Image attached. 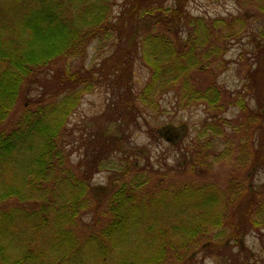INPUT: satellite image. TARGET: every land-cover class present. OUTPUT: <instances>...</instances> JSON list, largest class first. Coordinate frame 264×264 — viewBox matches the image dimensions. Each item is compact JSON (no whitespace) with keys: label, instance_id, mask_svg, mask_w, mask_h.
<instances>
[{"label":"trees","instance_id":"obj_1","mask_svg":"<svg viewBox=\"0 0 264 264\" xmlns=\"http://www.w3.org/2000/svg\"><path fill=\"white\" fill-rule=\"evenodd\" d=\"M233 1L236 14L207 18L192 15L189 0H0V124L26 100L13 127L0 131V264H180L182 249L238 244L244 231L264 228V191L250 183L264 168V141L255 146L264 127V85L254 96L258 113L244 117L255 132L244 134L245 143L238 139L237 153L228 133L211 124L230 104L247 109L248 99L230 102L215 80L227 68L231 44L246 39L252 61L264 53L256 39L264 38V0ZM91 44L92 66L73 69ZM263 57L249 65L253 86ZM58 60L66 62L62 69L55 67ZM136 62L148 71L137 93L131 87ZM108 82L151 110L166 93L174 94L179 109L204 106L210 123L203 130L211 132L196 136L198 161L204 165L208 148L224 141L214 161L231 154L245 168L246 182H231L236 190L228 195L213 183H176L159 170L147 174L121 152L119 162L110 159L112 143L103 134L71 162L67 120L85 94ZM189 162L195 168L197 161ZM102 171L123 180L111 190L92 185ZM240 205L243 226L233 222Z\"/></svg>","mask_w":264,"mask_h":264},{"label":"rangeland","instance_id":"obj_2","mask_svg":"<svg viewBox=\"0 0 264 264\" xmlns=\"http://www.w3.org/2000/svg\"><path fill=\"white\" fill-rule=\"evenodd\" d=\"M120 1L122 0H118V2ZM237 9L238 6L233 0H189L188 3V10L192 15L207 18L236 14ZM255 25L252 26L254 32L257 31ZM256 39L259 40L261 47L264 46L263 37ZM248 46L246 39L241 42H233L226 53V60L229 61L227 68L220 74L218 73L215 78L217 85L221 86L230 96V102L233 103L235 98L241 96L248 99L245 112L230 104L223 115V119L211 121V124L218 126L219 132L223 130V132L228 133L230 136L229 142L232 144L231 150H234L233 154L237 153L240 141L245 143L246 137L244 134L255 132L254 126L248 124L249 122L244 117L246 114H250L249 110L258 113L260 108H258L254 96L257 94L256 88L260 90V87L264 85V65L258 77L259 80L254 83L255 86L247 78L249 77L248 71L253 70L254 72L255 70L253 67L256 63L253 62H259L264 54L260 53V59L255 58L252 61L249 53L246 52L250 50ZM95 55V44H91L86 50L85 57L82 60L73 62V69L91 67ZM65 63L63 60H58L55 67L62 69ZM253 64L254 66L249 67ZM51 76L53 75H49L47 80L50 79L49 84L53 85L54 82ZM147 78L148 71L136 62L133 67L132 91L137 93L144 86ZM114 80H116V77ZM108 84V86L103 83L98 84L90 93L85 94L75 112L67 120L65 130L67 137L64 143L66 144V152L70 154L71 162H78L79 159L83 158L85 151L89 152L93 146L96 147V137L103 134L106 137L104 139H107L108 143H112L109 147V150L113 147L109 155L110 159L119 162L117 156L121 152L137 168H147V174L161 172L165 177L170 178V180L173 179L176 183H183L187 180L194 182L196 185L213 183L228 195L231 190H236V188H231V182L238 184L241 183L240 180L246 182L245 168L238 162L231 161V154L229 159L214 161V153L227 147L224 141H221L220 146L213 145L215 146L214 149L208 148L207 155L209 158L204 165L198 161V158L202 157V154L198 153L202 149V142L194 144V141L198 132H203L204 126L206 127L207 123H210L204 106L196 105L179 109L174 94L166 93L157 98L160 104L158 110H151L143 107L139 101L134 102L136 99L133 98L132 100L131 97H127L129 94L124 86L119 88L115 85L116 88L111 89L112 85L110 82ZM21 98H26V95ZM25 101L24 99L18 102L16 110L0 124V131H7L13 127L14 122L21 113L22 104L26 103ZM261 111L264 112L263 109H260ZM235 126H239L240 129L234 133L232 127ZM256 132L258 133L256 134L255 146L258 145L261 139L264 141L262 133L264 127ZM207 138L211 139V134ZM211 140H214V138ZM118 143L121 148L116 151V147H119ZM81 144L84 145L78 147ZM190 155L192 157H189ZM184 156L188 158L185 159ZM193 160L197 161L195 168H192L193 164L189 162ZM116 177L117 174L114 171L98 172L92 178V185L107 187L111 190L123 180ZM250 183L256 190L263 193L264 168L257 169L253 175H250ZM235 192L233 191L232 194ZM262 195L264 197V193ZM237 204L231 205V210H234ZM243 213L242 205H240V208L234 214L233 222L235 224L239 225L241 223L240 226H243L244 219L241 216ZM190 248L187 250L182 249L181 256L184 259L180 264H257L264 259V228L258 231H244L242 240L238 244L234 241L226 247L221 244H210V246L205 245L203 248H198L197 251L194 250L195 252H193L192 247Z\"/></svg>","mask_w":264,"mask_h":264}]
</instances>
